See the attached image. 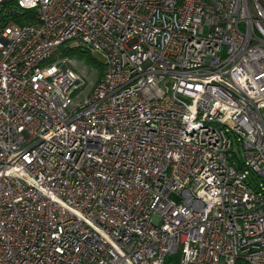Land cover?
I'll list each match as a JSON object with an SVG mask.
<instances>
[{"label":"built area","instance_id":"built-area-1","mask_svg":"<svg viewBox=\"0 0 264 264\" xmlns=\"http://www.w3.org/2000/svg\"><path fill=\"white\" fill-rule=\"evenodd\" d=\"M0 264H264V0H0Z\"/></svg>","mask_w":264,"mask_h":264},{"label":"rangeland","instance_id":"rangeland-1","mask_svg":"<svg viewBox=\"0 0 264 264\" xmlns=\"http://www.w3.org/2000/svg\"><path fill=\"white\" fill-rule=\"evenodd\" d=\"M77 39H72L66 42V44L63 47H69L72 48L78 44ZM91 55L98 61L103 63V56L98 52H91ZM70 60L74 62L71 66L75 69V71L78 72V74L81 76L83 80V84H81L75 93H80L82 97H85L89 92L91 91V88L94 86V84L99 79V73L96 67H93L92 65L86 63L84 60L80 59L76 55L73 57L71 55H66ZM71 56V57H70ZM71 61V62H72ZM76 101H79L78 98H76ZM228 160L230 163H232L235 167H240L241 162L243 160V151L241 149V146L237 143L236 139H233V144L231 148V152L228 153ZM248 177H252L251 173H246Z\"/></svg>","mask_w":264,"mask_h":264},{"label":"trees","instance_id":"trees-1","mask_svg":"<svg viewBox=\"0 0 264 264\" xmlns=\"http://www.w3.org/2000/svg\"><path fill=\"white\" fill-rule=\"evenodd\" d=\"M13 18L18 23H32L35 21V11L34 10H23L21 13L15 14ZM61 54L71 55L72 57L76 55L80 59L84 60L86 63L92 65L93 67H96L99 73V79L97 80V82L100 80L102 73H103V69H104L103 63L96 60L91 55V52L88 49H86L85 47L83 48L82 46L77 44L76 46L72 48L62 47Z\"/></svg>","mask_w":264,"mask_h":264}]
</instances>
